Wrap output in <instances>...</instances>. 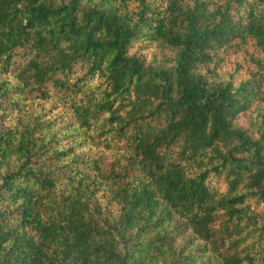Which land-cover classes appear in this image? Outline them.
<instances>
[{"label":"trees","instance_id":"16d2710c","mask_svg":"<svg viewBox=\"0 0 264 264\" xmlns=\"http://www.w3.org/2000/svg\"><path fill=\"white\" fill-rule=\"evenodd\" d=\"M0 264H264V0H0Z\"/></svg>","mask_w":264,"mask_h":264},{"label":"rangeland","instance_id":"374dc122","mask_svg":"<svg viewBox=\"0 0 264 264\" xmlns=\"http://www.w3.org/2000/svg\"><path fill=\"white\" fill-rule=\"evenodd\" d=\"M125 146L123 143L119 144L118 148H114L110 151H105L102 148H96V147H87L85 148V150L89 151V154L95 158H99L101 157L103 163H102V167L106 170V168H108V165L111 163V161H113L114 159H116V157L120 158L121 155H123V153H125ZM98 196L100 197L101 203L104 206H110L111 204L109 203V196H108V192L106 191V189L104 188V185H102L98 191ZM110 208H112V206H110Z\"/></svg>","mask_w":264,"mask_h":264}]
</instances>
